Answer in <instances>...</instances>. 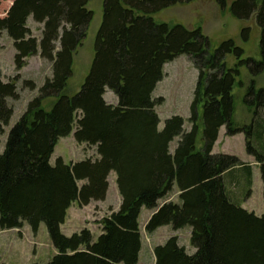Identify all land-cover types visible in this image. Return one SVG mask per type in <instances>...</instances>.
I'll return each mask as SVG.
<instances>
[{
	"label": "trees",
	"instance_id": "obj_1",
	"mask_svg": "<svg viewBox=\"0 0 264 264\" xmlns=\"http://www.w3.org/2000/svg\"><path fill=\"white\" fill-rule=\"evenodd\" d=\"M89 1L13 0L0 17V33L11 39L15 51L16 71L33 56L51 65V77L8 131L0 154V230L26 224L36 233L43 223L55 249L48 264H137L138 218L144 207L154 211L144 226L147 233L164 226L189 229L194 249L189 254L171 236L153 248L154 264H264V212L256 216L238 202L247 172L236 170L241 162L235 156L212 154L221 127L227 136L242 133L246 153L259 165L264 202V87L255 83L264 72V0H215L235 19L254 17L260 59L243 58V49L231 39L211 50L200 27L153 19L164 9L194 0H102L89 71L78 92L67 96L73 56L93 17ZM29 18L41 25L39 37L27 27ZM240 34L246 42L250 29ZM229 54L236 61L231 68L225 63ZM181 55L197 70L190 127L186 131L183 118L174 115L159 130L155 107L164 99L152 94L164 65ZM242 67L250 76L246 86L238 80ZM16 78L5 82L0 71V135L13 115L7 101L19 98ZM22 86L36 89L31 80ZM235 86L244 89L248 123L234 119ZM108 91L116 104L104 99ZM50 98L54 101L45 109L42 103ZM73 130L78 144L95 147L96 158L73 163L57 158L51 165L57 142ZM111 172L121 203L101 220L97 238L87 229L62 234L72 204L105 200ZM175 188L177 202L158 206Z\"/></svg>",
	"mask_w": 264,
	"mask_h": 264
},
{
	"label": "rangeland",
	"instance_id": "obj_2",
	"mask_svg": "<svg viewBox=\"0 0 264 264\" xmlns=\"http://www.w3.org/2000/svg\"><path fill=\"white\" fill-rule=\"evenodd\" d=\"M12 1L0 0V17L5 16ZM87 8L93 12V17L88 26L86 38L73 56L72 75L67 81V86L64 90L67 96H72L78 92L89 71L93 57V44L102 19V0H90ZM153 19L156 22L180 24L188 29L200 27L203 34L210 41L211 50L215 49L222 41L231 39L238 47L243 49V58L260 59V30L255 23L254 17L249 20L235 19L227 9L222 11L215 3V0H194L189 4L175 5L153 15ZM27 27L34 36H40L41 25L33 22L31 18L27 21ZM246 27L250 29V35L248 41L243 42L240 32ZM14 53L11 39L4 32H1L0 71L2 80L5 82L14 80V77L17 76L19 98L18 100L10 99L7 101L8 105L13 109V115L8 125L4 128V133L0 135V154L4 149L8 131L25 111L28 101L37 95V90L44 80L51 77V65L39 56L28 58L22 69L16 71L13 64ZM235 62V58L232 55L226 56L225 63L228 68L233 67ZM26 80L34 82L36 89L31 91L23 88L22 82ZM238 80L245 86L249 84L250 76L246 67L240 69ZM196 81L197 70L187 56L181 55L164 65L163 79L152 94L153 98L162 97L164 99L161 105L155 107L160 121L159 130L163 128L164 121L174 115L182 117L185 121L184 129H189V106ZM255 83L257 88L264 87V72L255 79ZM233 95L235 96L234 119L238 123H247L250 120V116L242 105L244 89L235 86ZM115 98L111 91L104 95V99L110 104H116ZM53 101V98L46 99L43 101L42 106L45 109H49ZM74 130L69 136L61 138L57 142L50 157L49 163L51 165H54L57 158H61L64 163L96 158L95 147L78 144L74 140ZM176 142L177 139L171 143V152H173ZM200 143L201 134L199 133L197 138L198 146H200ZM219 148L221 152H226L227 154L228 152L235 153V155H239L244 150L243 144L237 140L225 141L222 145H219ZM108 183H110V186L104 201H93L83 207L78 206L76 203L71 205L64 224L60 227L62 234L71 236L82 229H87L94 240L97 238L101 230V220L111 212L117 211L121 203V198L116 190L115 176ZM253 190L254 200L258 201V196L260 195V199L263 201L262 184L259 188L254 185ZM263 212L264 210L260 214ZM149 214L150 210L143 207L138 218L142 238V251L137 264H153V248L163 244L173 234L176 235L180 244L185 247L189 254L194 253L186 228L177 233L168 232L166 228H162L153 234L147 233L144 226L147 222L146 217ZM54 254L55 249L43 223L39 225L36 233H33L26 224L21 229L0 230V264H48Z\"/></svg>",
	"mask_w": 264,
	"mask_h": 264
},
{
	"label": "crops",
	"instance_id": "obj_3",
	"mask_svg": "<svg viewBox=\"0 0 264 264\" xmlns=\"http://www.w3.org/2000/svg\"><path fill=\"white\" fill-rule=\"evenodd\" d=\"M158 84H157V86H158ZM105 94H107V92ZM111 104H113V103H111ZM188 130L189 129H186V131H188ZM230 140H237L239 143L243 144L244 150L239 155L238 154L235 155V153H230V152H228V154H227L226 152L220 151L219 145L220 144L222 145V143H224L225 141H230ZM212 154L232 155V156H235L241 162V166H239L236 170H238V169L243 170V171L247 172V175H245V177H242V180L240 179L242 181V183H244V184H241L242 190H240L238 193L239 205L242 209H244L248 212H251L256 216H261L263 213L262 214H260V213L264 210V202L261 201L260 195L258 196V201H255L253 198V196H254V190H253L254 185H257V187L259 188L262 184L261 177H260V171H259V165L255 161V159L252 156L248 155L245 151V136L242 133L235 134L233 136H227L225 134V128L221 127L218 131L217 140L213 145ZM79 161H81V160H79ZM75 162H77V161H75ZM113 176H115V173L111 172L109 174L108 181L113 180ZM259 179H260V181H259ZM109 186H110V183H109ZM107 193H108V191H107ZM178 193H179L178 190L175 188L174 191L170 195H168L166 198L158 201V206H161L162 204H164L168 201L177 202ZM262 199H263V193H262ZM262 202H263V204H262ZM140 213H141V211H140ZM153 213H154V211L150 210V214L146 217V219L148 220V218ZM162 228H166L168 230V232H171V233L181 232V230L172 231L168 226H164V227L158 228L153 233H155L156 231H158ZM139 230H140V227H139ZM186 231H187L188 235L190 236V230L186 229ZM173 236H176V235L173 234ZM141 251H142V238H141V250L139 252L138 261H139L140 255H141ZM153 264H154V261H153Z\"/></svg>",
	"mask_w": 264,
	"mask_h": 264
}]
</instances>
